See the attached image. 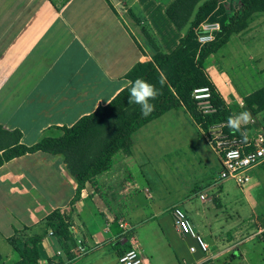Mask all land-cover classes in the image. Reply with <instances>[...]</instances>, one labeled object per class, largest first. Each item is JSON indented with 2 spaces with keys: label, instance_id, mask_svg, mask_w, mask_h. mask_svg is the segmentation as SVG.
<instances>
[{
  "label": "crops",
  "instance_id": "obj_1",
  "mask_svg": "<svg viewBox=\"0 0 264 264\" xmlns=\"http://www.w3.org/2000/svg\"><path fill=\"white\" fill-rule=\"evenodd\" d=\"M171 1L0 0V126L18 130L20 143L31 146L43 138L62 136L63 128L106 105L127 86L125 74L136 63L150 60L151 51L140 28L149 30L165 53L183 36L184 30L177 31L165 16ZM224 48L239 49L243 63L255 66L256 80L251 85L234 83L217 62L209 61ZM216 52L204 62L207 78L227 107L251 112L243 98L264 87V12L255 14L243 31L231 35ZM251 114L254 123L245 127L253 134L264 129V110ZM186 126L218 162L207 137L180 107L139 128L128 152L116 153L109 170L86 183L73 204L76 182L62 154L36 151L4 162L0 166V264L17 262L20 257L15 247L34 235L42 237L37 264H119L117 255L127 249L125 239L138 231L145 238L142 242L135 239L138 248L152 264H209L219 258H225V264H247L251 260L246 248L254 240L262 245L254 251L252 263L264 264V207L255 200L251 204L245 193L256 192L264 200V162L252 169L251 183L242 191L251 215L242 219L236 212L240 222L214 218V227L206 221L205 207L193 203L198 196L201 203L217 205L218 196L208 194L215 182L205 176H199L176 201L156 203L140 171L144 162L139 154L150 145L157 143L164 149L171 142L180 147L173 163L176 167L195 164L199 168L200 156L197 162L185 159L186 150L191 149L187 145L195 147L191 141L195 137H186ZM180 171L186 182V169ZM173 206L194 221L203 240L208 238L206 253L189 250L195 240L175 230ZM55 210L70 218L64 251L45 225ZM17 233L20 236L13 246L9 239ZM79 247L87 252L82 254Z\"/></svg>",
  "mask_w": 264,
  "mask_h": 264
},
{
  "label": "trees",
  "instance_id": "obj_2",
  "mask_svg": "<svg viewBox=\"0 0 264 264\" xmlns=\"http://www.w3.org/2000/svg\"><path fill=\"white\" fill-rule=\"evenodd\" d=\"M262 12L264 0H239L234 13L225 12V0H172L164 13L177 31L184 30L183 36L170 53H165L152 33L142 27L141 33L151 51L150 60L136 63L124 76L127 81L143 78L157 87H160L157 83L159 79L166 78L161 95L153 101L155 111L151 115L142 116L138 105L128 103L127 84L106 105L80 118L71 127L63 128L64 132L58 138H43L26 146L20 143L21 133L18 130L7 131L0 126V166L14 157L36 151L62 154L66 168L76 182L73 204L79 199L86 183L109 170L116 153L128 152L132 135L139 128L170 110L183 107L208 137L211 127L226 123L230 114L240 110L226 106L207 78L204 62L231 35L243 31L255 14ZM204 21H217L220 30L214 42L199 47L195 29ZM204 86L210 90V104L214 109L209 114L200 113L192 98L193 90ZM243 103L254 114L264 110V87L245 96ZM244 130L247 132L246 127ZM224 131L229 133L230 129L226 126ZM45 225L52 230L61 249L66 250L70 218L64 211L55 210L46 217ZM19 236L17 233V236L9 239L13 246ZM41 239L38 235L26 236L21 247H15L20 259L13 264H37V245Z\"/></svg>",
  "mask_w": 264,
  "mask_h": 264
},
{
  "label": "rangeland",
  "instance_id": "obj_3",
  "mask_svg": "<svg viewBox=\"0 0 264 264\" xmlns=\"http://www.w3.org/2000/svg\"><path fill=\"white\" fill-rule=\"evenodd\" d=\"M238 6L239 0H226L225 12L228 11V13H234L235 10L238 9ZM133 10L136 11V13L139 12L135 7L133 8ZM136 24H139V26H143L140 22H136ZM139 31L141 33V28L139 29ZM243 60L244 54L239 51V49H235L234 51H232L231 49L229 50L228 48H224L222 51L216 52V54H214L209 61L213 63L217 62V64L223 68L228 77H230L232 81H234V83H250L251 85L253 80H256L254 73L255 66L248 62L245 64L243 63ZM186 130H188L186 132V137H195L191 140L192 142H194L195 147L193 148L191 145H187L191 149L186 150L185 153L187 155L185 156V159L186 157H188V160H190V163H192V161L197 162L200 156L202 160L201 162H199V168L195 164L193 166L190 165L189 167L183 168L178 166L176 167V165L173 163H176V155H180L181 152L179 151L180 147H177V145H173L171 142L166 144V148L164 149H161L157 143L150 145V149H148V151H143L139 154V157L144 162L141 163L140 171L143 173V175H145V178L149 183L150 190L152 191L155 200H157L156 203H158L160 200L165 201V203H172L176 201V199L181 196L184 191L188 190V187H191L200 179L199 176H205L209 180H213L216 183L212 190L208 192V194L210 195V197L212 194L218 196L217 205L219 206L218 207L212 201H210V203H201V200L198 198V196L193 198V203L196 205V207H205L207 219L206 221L212 222L214 224V218L221 220V222H225L229 217H231L233 220L240 222V220H238V217L236 216V212L238 213V211V214L241 215L240 217L242 219H245L246 216H250L251 212L246 208L247 206L243 200L242 191H245V188L251 182L244 184L242 187H239L232 180L218 181L219 165L214 153L211 152V150L205 145L202 140L198 142L199 138L197 135H195L193 130H189L187 126ZM152 147L155 150H153ZM161 161L166 163V167L161 166ZM181 169H186L187 171L186 182L182 181V178H184V173L180 171ZM250 178L252 179V175H250ZM184 187L186 188L185 190ZM245 193L251 199V204H255V200L260 206L264 207V200H260L258 193L255 192L254 194H252L247 190L245 191ZM213 206L217 208V210L213 209ZM216 224L217 223L214 224V227L216 226ZM138 234H134L135 236H132V238L134 240H139L140 242L145 241V238H142L143 236H140L141 231H138ZM204 241L208 242V238H205ZM261 245L262 243L258 245L256 240L247 245L246 249L248 251V257L249 260H251V262H248L247 264H253L252 258L254 256V251L261 247ZM193 247L198 249L195 242ZM224 261L225 258H219V260H214L209 264H225Z\"/></svg>",
  "mask_w": 264,
  "mask_h": 264
},
{
  "label": "built area",
  "instance_id": "obj_4",
  "mask_svg": "<svg viewBox=\"0 0 264 264\" xmlns=\"http://www.w3.org/2000/svg\"><path fill=\"white\" fill-rule=\"evenodd\" d=\"M220 30L217 21H204L195 29L196 41L199 47L215 41L216 34ZM192 98L197 109L202 114H209L214 111L210 104V90L208 87L195 88ZM254 123V120L250 122ZM226 123L215 125L209 129L208 141L217 155L219 162L218 181L232 180L242 187L250 181L253 168L264 162V129H258L253 134L247 132V140H243L240 134L224 131ZM216 184V183H215ZM201 199L204 196H200ZM171 216L175 230L181 235H189L194 238L198 249L206 253L209 250L207 242L198 234V231L191 218L178 206L171 208ZM49 235H53L49 230ZM127 249L117 255L119 264H152L145 258L138 248L132 236L125 239ZM82 254L86 253L79 247ZM194 251V247L189 248ZM131 253V255H129Z\"/></svg>",
  "mask_w": 264,
  "mask_h": 264
},
{
  "label": "clouds",
  "instance_id": "obj_5",
  "mask_svg": "<svg viewBox=\"0 0 264 264\" xmlns=\"http://www.w3.org/2000/svg\"><path fill=\"white\" fill-rule=\"evenodd\" d=\"M156 84L150 83L143 78H136L134 81H128V103L130 105H138L141 115L148 117L155 111V101L160 95L161 90L167 83L165 77H161ZM253 121V116L249 111H241L232 113L227 117L226 126L233 133H240L243 140H247V132L245 126ZM131 255V253L129 254Z\"/></svg>",
  "mask_w": 264,
  "mask_h": 264
}]
</instances>
